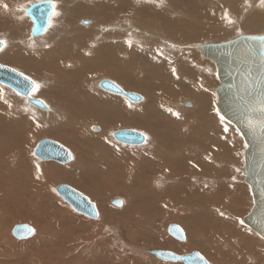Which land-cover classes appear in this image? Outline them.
I'll return each mask as SVG.
<instances>
[{
  "label": "rangeland",
  "instance_id": "1",
  "mask_svg": "<svg viewBox=\"0 0 264 264\" xmlns=\"http://www.w3.org/2000/svg\"><path fill=\"white\" fill-rule=\"evenodd\" d=\"M40 1L44 0H0V40L5 45L3 49L0 50V64L17 70L36 83V87L32 91L31 97L42 100L49 107L48 111L37 109L33 105L29 104L25 97L10 87L0 84V91L7 94L12 100L11 108L6 105H2L3 103L0 101V146L8 144V142H10V138L14 135L13 129H9L7 126L6 120H8V113L12 114V118L13 116L17 117L16 120L19 118L17 121L25 125V127L22 125L24 130L31 131V136L28 138L24 154V159L27 161V164L30 165L31 170H29V173L26 174L16 173V175L11 177V182L15 186V194L17 196L23 195L22 193L25 192V195L30 197V205L25 208L35 209L40 218V222L37 221V216L33 217V213L31 212V214L28 209L19 208L16 210L12 208V205H16L18 200L10 199L9 205H0V214L4 213L7 216L9 215L8 220L5 221L3 226L0 225L2 228L0 234L3 233V230L9 231L10 234L13 227L22 223L32 227L35 233L31 237L22 240L23 242H21V239L16 238L13 232L10 234L15 240V244L22 247L21 245L26 246L38 241L39 238L37 239V236L41 231H46V233L49 234L51 230L49 228L47 230V227L45 226H53V233H57L58 231H64L63 229H65L64 227L62 228L59 226L60 223L66 222L67 224H70L73 221L75 228L73 227L74 229H72L69 233L65 229V232H67V235L69 236L67 238L68 241L71 240L73 242L77 239L84 241V239H86L88 235L94 231L92 238L90 239V241H92L91 244H93L97 250H105L108 252V255H106L108 257V261L106 262L107 264H120L119 262L123 264H129V262L132 264H184L158 259L149 252L153 249L174 250L164 243L160 244L163 247L159 246V244H147L145 237H149L151 239L153 235L158 236L159 229H161V227H158V223L154 222L155 224H153V226H146V229L143 225L129 226L128 223L124 222L126 214L132 215V217L136 216L137 218L138 216L136 214H140L143 217L144 215H142L138 210H135L133 213L129 211L130 209L127 205H129V201L132 199H129L126 191L119 189L121 182L115 180L117 173L109 171L106 169L107 167L104 166L108 164L110 159L107 158L104 163H98L95 161V158L100 156L101 153L97 156L96 151H93V148H91V144L88 145V143L80 137L81 134L94 137L97 136L101 141L100 142L98 138V142L100 144H104L107 148H110L111 151L113 150L126 155H141L142 153H145V151L150 152L155 149L156 145L154 135L150 132V130L140 126L141 117H139V115L136 116L135 121L137 122L135 125L130 122L132 119H125L126 121L123 120V116L121 118L122 120L118 121L117 119L120 117L119 113H111L110 115L113 117L116 116V119H110L111 117L105 115L106 113H109V111H106L104 106L106 101L98 103L99 107L101 106L98 112L99 114H94L93 117L95 121L90 122L91 120H89V117L92 116L93 106H86L85 102H81L79 104L78 100L82 98L81 95H79V97H73L70 95L71 93H67L63 96L59 90L54 92L52 88L56 86L57 83L55 82V77L59 75L65 77L63 75L65 74V71L70 74L79 70L80 64L70 57V54L74 52V54L81 53V55H87L90 58L92 57V60H96L97 64L99 63V68L102 66L101 68L115 69L119 66V64L123 65L120 68L125 69L123 70L124 73L127 75L130 73V76H132L133 79L138 78V76L140 77L141 75V71L138 68V64H140L141 59L139 61H132L130 65L128 59H131L129 57L132 56L130 54H133V49L131 50L130 48H126V45H128V47L135 46L143 48H159L160 50L173 55L178 54V56L185 53L195 54L200 60H206L201 57V52L195 48L197 45L221 43L243 34H264V28L263 30H250V28H248L250 20L257 13L256 8L261 5L263 6L264 0H256L257 3L253 0H127L128 3H126L125 6H122L125 10L121 12H116L114 9L100 11L92 9L90 13L86 12L88 7L94 8L95 6L110 0H53L57 3V10L52 18V26L44 36L33 38L31 36L32 22L26 14V9H28L31 4ZM171 2L174 3L172 4ZM149 7L153 9L152 12H156L157 10L160 12L162 11L169 17L177 19V26L178 23L180 24L182 22L180 21L182 19L183 22L185 21L187 23L186 28L184 30H182V28L176 29V33L178 34L176 35L178 36L177 38L170 36L169 33L163 34L165 33L164 29H161L159 32V29L164 25V22L160 15H156L158 14L157 12L156 14L150 15L151 12H149ZM138 9L146 11L145 14L137 12V14L132 17L135 18L136 16H140L142 27L138 24L136 19L126 16L138 11ZM95 14H100V16L96 18L97 16H95ZM65 34H67L66 37L64 36ZM181 38H184V40H181ZM40 53H42L41 55L43 56H47V58L42 56V59H39ZM120 58L122 59L120 60ZM56 59L57 62H60L55 63ZM104 59L106 60V64H102ZM86 61H88V63L92 62H89V59ZM46 62L49 67L46 65ZM204 62L210 64L211 66L212 72L211 74L209 73L208 80L211 83L214 82V86L212 88L213 90L210 88V92L213 94L212 96H214V100H216L215 111H217L219 115L218 96L215 92V87L219 84L216 68L213 62L208 60ZM127 63L129 64L128 66ZM55 64H57V66ZM117 69H119V67H117ZM51 70L52 72H50ZM53 70L56 71L55 76L53 74ZM84 71L85 69L82 72ZM135 71L137 74L134 73ZM91 72L92 71H89V74L87 72H85L86 74L83 73L85 74L84 77L88 78L87 80L90 84V92L97 94V96H106L114 98L115 100L117 99L119 102L127 104V107H140V103L138 102H134L128 98L120 97L104 90L100 87L99 82L104 79H108L117 85H120V87L125 91H131L132 93L135 92L141 96H144L142 92L143 86L138 88L135 85H132V81H134L132 79V81H128L127 83V81H123L124 77L121 79L109 75H93ZM43 73H46V75L42 78L41 75ZM59 85L60 84L56 87L58 89L62 88L61 85ZM191 91L192 90H190V92ZM62 99H68V101L70 100L69 103L71 104V108L77 112L75 113L77 116L75 119L83 116L81 122L76 123L79 124L77 127L79 130H73L72 134L66 136H59L55 134L59 125L64 124L68 120L64 113L61 114L62 108L60 107V104ZM193 100L194 99L191 98L189 94L180 98L178 101L179 104L174 106L175 113L182 115L193 110ZM187 102L192 103V107H187V105H185ZM89 108L91 115L87 116V113L85 112L88 111ZM3 117H5L4 119L6 120H4ZM115 120L118 122L114 123ZM225 122L227 121L225 120ZM97 128H100V130L96 131ZM122 129H132L145 134L148 137L147 143L140 146H130L120 143L113 137L112 134L115 131ZM51 132H53V134ZM18 139H21V137ZM43 139H52L68 147L74 155V162L67 165H61L57 162H48L46 160L39 159L35 155V149L38 143ZM240 146V155L236 156L233 160H229L230 163H224L225 167H222L220 172L213 175L216 176V181L226 184L227 188L234 190H237L239 185L247 187L243 181V179H245L244 153L247 145L245 142H242V145L240 144ZM110 149H108V151H110ZM17 152L18 151L16 150L12 153L13 157H16V154H18ZM117 160L118 159H116V161ZM237 162L239 166L235 164ZM47 165L52 166L53 168L55 167L56 169H51V172L43 173L41 171L42 167ZM62 183L69 184L87 194L91 200L97 204L98 216L95 219L87 217L75 211L67 202H65L55 189L56 186ZM212 184L213 183L210 182V185ZM110 187H114L115 189H109ZM246 189L247 195H250V204L253 205L251 190L249 191L248 187ZM99 194L106 197L105 199L107 204L105 206L101 205L99 201L95 199L94 196L97 195L99 198ZM3 196L7 197L6 194ZM230 197L233 199V202H240L241 204H244V200L237 197L235 193L234 195L231 193ZM114 199L124 200V206H113L112 201ZM39 205L42 206L43 212L38 211L37 207ZM126 208H128V211L123 217H121L120 214L124 212ZM248 211H251L250 206L240 215L241 217L239 221L242 226H244L242 217L244 218L249 213ZM103 215H108L107 220L103 221L104 224L101 223ZM45 222L49 223L45 224ZM172 224L180 226L184 231L186 237L184 242L169 233L168 229ZM139 226L140 228H138ZM154 226L155 230H150V228ZM161 230L162 231H160L159 234L162 233L163 238L171 239L173 242L176 241L180 244H185L187 241V232L177 221H166ZM248 232L249 231L247 230V232L244 233ZM250 232L254 231L250 229ZM243 236L246 237L244 234ZM245 242L237 243L238 250L240 247L245 246L247 251L245 253L248 254V257L250 255V258L246 259L244 264H253L258 261L263 262L264 255L251 248L249 252V245H246ZM35 248L36 247L32 246L30 249L25 250L26 254L23 255L27 258L25 260V264H48L51 260V262H55L54 260H56L57 262H69L73 264H91L87 263L86 260H84V262H78V259L81 257L78 258L75 257V255L72 257L73 254L71 253L63 255V253L59 252V250L57 252L60 253V255H57L58 253L54 254L56 259L48 258L55 253L52 252V250H49L53 247H49V249L45 247L43 249L46 250L41 252L34 250ZM47 249L49 251H47ZM18 250L15 248L13 252H10L13 253L15 257L14 264L17 261L16 255L19 253ZM194 251L195 250L189 248L184 251H178L176 254L184 255ZM230 251L237 252L235 249H230ZM201 253L205 255L209 261H212L207 254L204 252ZM20 254L22 255V253H19L18 255ZM45 255L46 257H44ZM213 256H215L214 252H212L211 257ZM29 259L30 262L28 263L27 260Z\"/></svg>",
  "mask_w": 264,
  "mask_h": 264
},
{
  "label": "bare ground",
  "instance_id": "2",
  "mask_svg": "<svg viewBox=\"0 0 264 264\" xmlns=\"http://www.w3.org/2000/svg\"><path fill=\"white\" fill-rule=\"evenodd\" d=\"M253 1L257 3L256 0ZM126 3H128L127 0L126 1L110 0L108 2L99 4L94 8L88 7V10L86 12L90 13L92 9H95L97 11L114 9V11L116 12H121L125 10L124 8H122V6H125ZM171 3L173 4L174 2ZM256 9H257L256 10L257 13L256 14L254 13L255 15L252 17L249 24L247 23L248 28H250V30H263L264 5L263 6L261 5ZM56 10L57 9L55 6L54 14L56 13ZM152 11L153 9L149 7V12H151L150 15L156 14L157 12L158 14L156 15H160L161 19L164 22L163 25L164 27L162 26L159 29V32L161 31V29H164L165 33L163 34L169 33L170 36L172 37L174 36L175 38H177L178 36L176 35L178 34L176 33V29L182 28V30H184L186 28L187 23L185 21L183 22L182 19L180 20L182 22L180 24L178 23L177 26V21H176L177 19H173L169 17L168 15L165 14V12L162 11L161 12L158 10L156 12H152ZM135 12L126 16L129 18H134L132 16H135L137 12L141 14H145L146 11L142 9H138V11ZM97 14H95V16H97L96 18L100 16V14L99 15ZM52 18H51L50 27L53 24ZM134 19H136L138 21V24H140V26L142 27V23H141L142 21L140 19V16H136ZM32 28H33V23H32ZM49 28L41 36L38 37H33L32 35L31 36L33 38L42 37L48 32ZM67 34H65L64 36L66 37ZM181 40H184V38H181ZM0 42L2 41L0 40ZM4 46L5 45L3 43V47ZM3 47L0 48V50H2ZM125 47L130 48L131 50L133 49L132 50L133 54H130L132 56L130 57L128 56L129 58H131L130 60L128 59L130 65L132 61H139L141 59L140 64L136 62L138 64L139 70L141 71V75L140 77L138 76V78L133 79V77L130 76V73L128 75L124 73L123 70L125 69L120 68L123 65L119 64V66H117L119 67V69H117V67L115 69L104 68V67L101 68L102 66L99 68L98 67L99 63L97 64L96 60H92L93 59L92 57L91 59L87 55L86 56L81 55V53L74 54V52L70 54V57H72L74 60H76L78 64H80L79 70H77L76 72L72 70L74 73H70V74L67 71H65V74L61 72L65 77L59 75L60 77H62L59 79H67L68 81H70L76 79V76H79L80 74H83L85 72L88 73L89 71H92L91 74L93 75L95 74H98L100 76L109 75L121 79H123L124 77L123 81L125 82L127 81V83L128 81L134 80L132 81V85H135L138 88L140 86H143L142 92L144 96L140 95L141 99L140 101H138V103H140L139 108L127 107V104L119 102L117 99L115 100L114 98L103 96L104 101H106V103H104L106 111H109V113H106L105 115L111 117L110 119H116V116L113 117L110 114L119 113L120 117L117 119L118 121L122 120L121 118L123 116V120L132 119L130 122L133 123V125H135V123L137 122L135 121L136 116L139 115V117H141L140 126L150 130V132L154 135L155 145H156L155 149L150 152L145 151V153H142L141 155H126L124 153L115 152L113 150L111 151V149L107 148L104 144H100L97 140L99 137L96 136L92 138L93 143L95 145L94 147H92L93 151H96L97 156L101 153L100 156H98L99 158L98 157L95 158V161H97L98 163L99 162L104 163L105 160H107V158L110 159L108 164L104 166H106L107 167L106 169H108L109 171L117 173L115 180L121 182L120 184L121 186L119 189L122 191H126L128 193L129 199H132L131 201H129V205H127V207L130 209L129 211L133 213L135 210H138L142 215H144L143 217L140 214H136L138 218L136 216L132 217V215L126 214V212L128 211V208H126L125 211L120 214L121 217H123L126 214V218L124 222L128 223L129 226L143 225L144 227L153 226V224H155L154 222H156L158 223V227H161L162 229L163 224L166 221H171V220L177 221L187 232V241L185 244H180L179 242L176 241L173 242L171 239L163 238L162 233L159 234V232L162 231L161 229H159L158 236L153 235L151 239L149 237H145L147 244H152V245L159 244V246H162L160 244L164 243L170 246L172 249H174L167 251H171V252L174 251L173 253L175 254L178 253V251H184L191 248L192 250L199 252L202 256L205 257V255L201 253L204 252L212 260L209 261L208 258L205 257V259L207 258L206 260L208 261V264H216V263L244 264L245 260L250 258V255L248 257V254L245 253L247 252L245 246L240 247V249L238 250V244H237L238 242L242 243L246 241L245 244L249 245V252L251 248L261 252L264 255V238L256 232H250V228L243 222V217H242V222L244 226H242L241 222L239 221L241 217L240 215L246 209H248L249 206H250V210L253 207V205L250 204V195L248 196L246 193L247 187L249 191L251 190L249 185L245 183L243 179L244 183L246 184L245 186L247 187H243L239 185L238 189L234 190L231 188H227L226 184L219 183L218 181H216V176H213L215 173L220 172V170H222V167H225L224 163L226 164L228 162L230 163L229 160H233L236 158V156L240 155L241 152L240 144L242 145L244 139L241 135L240 130L234 124H232L230 121L225 119V117L221 114L220 111H219V115L218 112L215 111L216 100H214V96H212L213 94H211L210 92V88L211 89L213 88L214 82L211 83L208 80L209 73L211 74L212 70L210 64L204 62L208 59L200 60L199 57L196 56L195 54L185 53L179 56L178 54L173 55L166 51H162L159 48H153V47L152 48L150 47L143 48V47H135V46L128 47V45H126ZM41 54L42 53H40L39 55L40 56L39 59H42L41 57L43 55ZM200 55L202 58H204L201 53ZM86 58L89 59V62L90 61L92 62L88 63V61H86L87 60ZM121 59L122 58H120V60ZM105 61L106 60L104 59V61H102V64L105 63ZM58 62L56 59L55 63ZM129 64L127 63V66ZM55 65L57 66V64ZM84 69L85 71L82 72ZM134 73L137 74L136 71ZM87 79L88 78H81L79 82L73 84L72 86L71 85L65 86L66 88L64 92H68L71 93V95H75L76 93L80 92L82 89L85 91H90V84ZM104 80H108V79H104ZM121 89L126 93H132L131 91L130 92L125 91L123 88ZM190 90L192 91L190 92ZM31 94L32 92L27 97L23 96L27 99L28 103H29V99H32ZM188 94L191 96V98L194 99L192 102L193 110H191L187 114H182V115L175 113L174 106L179 104L178 101L180 98H183ZM115 95L120 97H125L120 94H115ZM0 99L2 98L0 97ZM192 103L187 102V104L185 103V105H187V107H192ZM44 104L46 105V109H42V110L48 111L49 110L48 105L46 103ZM11 115L12 114L8 113V120L4 119L5 117H3V119L7 121L8 127H11L13 124H16L15 120L12 118ZM225 120L227 122H225ZM118 121L115 120L114 123ZM77 127L78 126L74 124H72V126L70 127L66 125H62L58 129L62 130V135L66 136L68 133L71 132L73 133V130H79L77 129ZM99 130L100 128L99 129L97 128L96 131ZM114 133L112 134L113 137H114ZM143 135L146 137L145 143H147L148 137L145 134ZM9 145L10 142H8V144L0 146V205L1 206H4L5 204L9 205L10 199L11 200L17 199L18 203L16 205H12V208L16 210H18L19 208L28 209L30 210V213L31 212L33 213V217L37 216V221L40 222L39 214L35 211V209L25 208L26 206L30 205V197L25 195L26 194L25 192L22 193L23 195L17 196L15 194V186L11 182V177L16 175V173L17 174L29 173V170H31V168L30 165L27 164V161L24 159L23 155L17 156L16 154V157H13L12 153H10V151L8 150ZM60 145L64 146L63 144ZM130 146H140V145H130ZM64 147L69 151V149L66 146ZM108 149H110V151H108ZM69 153L71 155V159L63 163L53 160H46V161L57 162L60 163L61 165L70 164L74 162L73 161L74 158L70 151ZM116 159L118 160L116 161ZM235 164L239 166L238 162ZM51 169L55 170L56 168L47 165V166H43L42 170L41 169L40 170L43 173H47V172H51L52 171ZM210 182L213 184L210 185ZM65 185L74 188L69 184H65ZM58 186H56V188ZM74 189L86 195L90 199V201L94 203L96 210L98 211L97 204L94 201H92L87 194H85L84 192H82L77 188ZM109 189L114 190L115 188L110 187ZM231 193H233V195L235 193L237 197L242 198L244 200L245 205L241 204L240 202L239 203L233 202V199L230 197ZM4 194H6L7 197L3 196ZM102 194H99L100 195L99 198L97 195L94 197L99 201L101 205L105 206L107 204V201L105 199L106 197H104V195ZM124 204H125L124 200H122V206L120 207H123ZM112 205L115 206L113 203ZM37 209L39 212H43L42 210L43 208L41 205H39ZM108 215L106 216L103 215V217L101 218L102 224H104L103 221L107 220ZM8 217L9 215L7 216L4 213L0 214V225L3 226L5 221L8 220ZM48 223L49 222H45V224ZM22 224H18V225H22ZM59 226L62 228L64 227L68 233L75 228L73 221L70 224H67L66 222H62L59 224ZM15 227L11 229L10 234L13 232ZM45 227H47V230L48 228L51 230L49 234L46 233V231L40 230L41 232H39V235L37 236V239L39 238L38 241H35L34 243L31 244L27 243L28 245L26 246L21 245L22 247L15 244V240L9 234V231L3 230V233L0 234V264H14L15 257L13 253L10 252H13L15 248L17 250L20 249L18 251L19 253H22V255L21 254L18 255L19 253L17 254L18 256L16 255L17 261L15 262V264H19V263L25 264L26 263L25 260L27 258H25L23 255L26 254L25 250L30 249V247L32 246L36 247L34 250H38V252H41L43 250L45 251L46 249H43L45 247H47L48 249L49 247L51 248L53 247L52 249L49 250H52V252L55 253H53V255L48 258L56 259V256H54V254L58 253L57 251L59 250V252H62L63 255L71 253L73 254L72 257H74V255L75 257L78 258L81 257L80 259L77 258L78 262H82V261L84 262V260H86L87 263H91V264H105L108 261V257L106 256L108 255V252L105 250L102 251L97 250L95 249L96 247L93 246V244H91L92 241H90V239L92 238L94 231H92L91 234H89L88 237L84 239V241L77 239L73 241L74 242L73 243L71 240L68 241L67 238L69 236L67 235V232H65V229H63L64 231H58L57 233L56 232L53 233L54 232L53 226L51 227L49 225ZM30 228L32 229V227ZM138 228H140V226ZM1 229L2 228L0 227V231ZM151 229L155 230V226L150 228V230ZM247 230L249 232L244 233L247 232ZM34 233L35 232L33 230V233L28 237H31ZM243 234L246 237H244ZM26 238H22L21 242H23L22 240ZM48 249L47 251H49ZM230 249H235L239 253L231 252ZM154 250H163V249H153L150 250L149 252ZM212 252H214L215 255L213 257H211ZM57 255H60V253H58ZM44 257H46V255ZM51 261L48 264H73L69 262H57L56 260H54L55 262H51ZM213 261L216 263H214ZM27 262L29 263L30 259L27 260ZM119 263L123 264L121 262ZM130 263L131 262H129V264ZM179 263H183V262H179ZM36 264H40V263H36ZM253 264H264V261L263 262L258 261Z\"/></svg>",
  "mask_w": 264,
  "mask_h": 264
},
{
  "label": "water",
  "instance_id": "3",
  "mask_svg": "<svg viewBox=\"0 0 264 264\" xmlns=\"http://www.w3.org/2000/svg\"><path fill=\"white\" fill-rule=\"evenodd\" d=\"M56 3L44 0L32 4L26 13L33 23L32 36L43 35L51 25ZM3 43L0 42V48ZM205 59L211 60L216 67L219 84L215 87L218 96V108L221 114L234 124L241 132L247 145L244 155L245 183L251 189L253 207L243 218L251 230L264 238V34L239 35L234 39L195 47ZM0 83L9 86L22 96H29L35 87L34 82L9 67L0 65ZM100 87L113 94H120L138 102L141 96L126 93L120 86L110 80H103ZM29 103L46 109L40 99H29ZM114 138L126 145H142L146 137L132 129L119 130ZM35 155L43 160L65 162L71 159L69 151L59 143L43 139L38 143ZM57 193L78 213L95 219L98 212L94 203L78 190L61 184ZM112 203L120 207L122 200L114 199ZM169 232L177 239L184 241V233L177 225H171ZM33 230L25 224L14 228L17 238H26ZM158 259L184 264H208L199 252L178 255L167 250L150 252Z\"/></svg>",
  "mask_w": 264,
  "mask_h": 264
},
{
  "label": "crops",
  "instance_id": "4",
  "mask_svg": "<svg viewBox=\"0 0 264 264\" xmlns=\"http://www.w3.org/2000/svg\"><path fill=\"white\" fill-rule=\"evenodd\" d=\"M43 57L47 58V56H43ZM46 65L49 67L47 62H46ZM50 72H52V70ZM55 73H56V71L53 70L54 76H55ZM85 74H80L79 76H76V79H73V80H70V81H68L67 79H59V78H62V77L56 76L55 77V79H56L55 82H57L56 86H58V84H60L62 88L58 89L56 86H54L52 88V90L54 92L59 90L61 92V94L63 96H65L64 94L68 93V92L63 93L65 91V88H66L65 86H70V85L72 86L73 84L79 82L81 80V78H85V77H83V75H85ZM45 75H46V73H43L41 75L42 78ZM35 85H36V83H35ZM79 95L82 96V98L80 100H78L79 104L81 102H85L86 106H88V105H92L93 106V113H92V116L89 117V120H91L90 122H94L95 120H94L93 115L94 114H99L98 112H99L101 106L99 107L98 103H101V101L104 102V97L103 96H97V94H93L92 92L85 91L83 89L80 92H78V93H76L75 95H72V96L73 97H79ZM0 97L2 98V99H0V101L3 103L2 105H6L7 107L11 108L12 100L10 99V97L7 94H5V93H3L1 91H0ZM97 97H98V99H97ZM69 102H70V100L68 101V99L67 100L62 99V101H61V104H60V107L62 108L61 109V114L64 113L67 116L68 120L64 124H60L59 127H61L62 125H66V126L70 127V126H72V124L78 126L79 124H76V123L81 122V120L83 119V116L81 118L75 119L77 117L75 115V113H77V112L74 111L71 108V104ZM37 109H39V108H37ZM101 110H102V108H101ZM89 111H90V108L88 109V111L85 112V113H87V116L91 115V113ZM16 118L17 117L13 116V119L15 120L16 124H13L11 127H9V129H13L14 135L10 139V145H9V149L8 150L10 151V153H14L17 150L18 151L17 152L18 153L17 156H19V155H23L24 156L25 149H26L27 143H28V138L31 136V131L24 130L22 128V125H24V124L20 123L19 121H17V120H19V118L17 120H16ZM24 127H25V125H24ZM51 133L53 134V132H51ZM52 134H50V135H52ZM55 134L59 135V136L62 135V130L57 129L55 131ZM70 134H72V132L68 133L67 135H70ZM20 137H21V139H18ZM80 137L82 138V140H84L86 143H88V145L91 144V146L94 147V143H93V139H92V138H94V136H89V135L87 136V135L81 134ZM50 140H52V139H50ZM53 141H55V140H53ZM58 143H60V142H58ZM69 151L72 153V151L70 149H69ZM76 155H77V153H76ZM72 156L74 158L73 153H72ZM92 157H93V154H92Z\"/></svg>",
  "mask_w": 264,
  "mask_h": 264
}]
</instances>
